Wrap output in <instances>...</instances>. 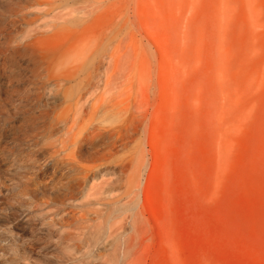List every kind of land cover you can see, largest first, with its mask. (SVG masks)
I'll use <instances>...</instances> for the list:
<instances>
[{
	"label": "rangeland",
	"instance_id": "374dc122",
	"mask_svg": "<svg viewBox=\"0 0 264 264\" xmlns=\"http://www.w3.org/2000/svg\"><path fill=\"white\" fill-rule=\"evenodd\" d=\"M30 1L0 0V264H264V0H55L51 85L9 57Z\"/></svg>",
	"mask_w": 264,
	"mask_h": 264
},
{
	"label": "bare ground",
	"instance_id": "6f19581e",
	"mask_svg": "<svg viewBox=\"0 0 264 264\" xmlns=\"http://www.w3.org/2000/svg\"><path fill=\"white\" fill-rule=\"evenodd\" d=\"M62 2L63 1H61V3ZM79 7L80 6L77 4H66L64 6L60 3H56L55 0L30 1L29 5L24 7L22 11V17L25 20V29L22 34L16 38L14 42L15 45L10 49L9 57L12 58L14 54L23 56L30 64L33 75L36 78L44 80L46 84L51 85L54 69L58 67V65L65 64L70 57L74 55L78 56V54L81 53L80 48L77 50L76 47L68 42L71 33L81 38L80 33L83 30H73L70 28L75 22V19H73L75 17L74 15L82 12V9ZM52 38H56L59 44H50L49 39ZM86 96L87 95L80 96L76 100L69 102L67 108H73L77 110L78 113L79 109L82 110L84 106ZM60 123L64 125L62 126L64 127L63 135L65 137L60 143L62 147L65 148L76 126V119L75 117L72 119L68 117L60 121L59 116L54 117L51 126V136L56 142L58 141L57 136L60 131L58 125ZM108 137L110 144H105V148H102V151L98 153V158L101 161H105L109 155H112L117 145L119 146V143L122 146L127 143V138L120 130L109 133ZM58 151V149L54 151V154H57ZM143 167L141 172L142 183L149 180L147 167L144 165ZM111 176L113 178V171L100 170L95 180L102 179L103 185H112ZM111 231H113V229Z\"/></svg>",
	"mask_w": 264,
	"mask_h": 264
}]
</instances>
